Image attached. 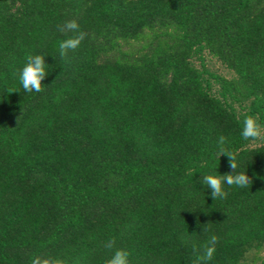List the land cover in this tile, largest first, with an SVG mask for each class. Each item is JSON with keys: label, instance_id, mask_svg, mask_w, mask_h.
Here are the masks:
<instances>
[{"label": "trees", "instance_id": "trees-1", "mask_svg": "<svg viewBox=\"0 0 264 264\" xmlns=\"http://www.w3.org/2000/svg\"><path fill=\"white\" fill-rule=\"evenodd\" d=\"M248 116L264 125V0H0V264H194L212 236L210 264H264ZM220 136L251 183L214 200L202 174L233 171Z\"/></svg>", "mask_w": 264, "mask_h": 264}, {"label": "clouds", "instance_id": "clouds-1", "mask_svg": "<svg viewBox=\"0 0 264 264\" xmlns=\"http://www.w3.org/2000/svg\"><path fill=\"white\" fill-rule=\"evenodd\" d=\"M66 29L74 32L79 31V25L75 20L66 22ZM84 39V33L79 32L78 35L70 37L60 42L59 54L61 57L67 56L68 50L77 49L82 40ZM47 74V65L42 54L28 55L26 62L18 71V80L20 86L25 92L42 91V81ZM18 91V90H17ZM240 135L244 139H257L264 136V125L258 122V120L252 116H248L243 121V128ZM226 139L224 136H220L217 141V149L219 157L224 154L228 157L229 167L233 171L226 174H202L200 182L210 189V195L215 200L217 198H225L228 195L227 188L225 186H237L244 188L251 183L250 177L247 172L238 171L240 164L237 160L235 153L229 151L224 145ZM216 237L212 236L202 250V252L196 257L194 264H210L215 252ZM111 247V243L108 245ZM128 253L124 250H117L110 264H127Z\"/></svg>", "mask_w": 264, "mask_h": 264}, {"label": "rangeland", "instance_id": "rangeland-1", "mask_svg": "<svg viewBox=\"0 0 264 264\" xmlns=\"http://www.w3.org/2000/svg\"><path fill=\"white\" fill-rule=\"evenodd\" d=\"M209 61V66L212 70H216L219 73L230 76L229 71L225 67H223L219 62L215 61V59H210Z\"/></svg>", "mask_w": 264, "mask_h": 264}]
</instances>
